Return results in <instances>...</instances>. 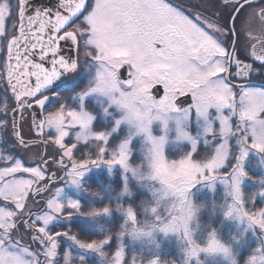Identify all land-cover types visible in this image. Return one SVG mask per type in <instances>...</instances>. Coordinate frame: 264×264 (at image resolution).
I'll return each mask as SVG.
<instances>
[{
  "label": "snow or ice",
  "instance_id": "obj_1",
  "mask_svg": "<svg viewBox=\"0 0 264 264\" xmlns=\"http://www.w3.org/2000/svg\"><path fill=\"white\" fill-rule=\"evenodd\" d=\"M188 9L170 0H59L53 11L32 9L30 0H0V143L32 150L39 141L56 149L29 156L26 166L20 153L0 148V264H88L87 254L105 258L114 238L108 264H136L127 260L123 238L157 232L182 235L188 244L182 264H203L201 254L239 264L215 228L204 244L191 228L198 214L193 190L214 191L218 182L230 201L225 218L264 233V188L246 194L242 187L254 179L245 169L249 155L264 162V87L253 83L264 71L256 67L264 65V0H193ZM62 42H70L75 57L62 54ZM81 52L88 85L75 91L76 82L68 84L73 104L59 94L54 101L51 86L77 72ZM89 96L105 97L102 112L112 117L111 127H94ZM182 97H190L186 106ZM122 127L127 134L113 139ZM170 145L179 158L169 155ZM101 166L109 173L122 169L120 196L132 195L129 174L149 182L154 204L144 211L151 219L141 223L133 206L117 203L124 216L117 233L85 239L71 226L53 229L75 216H112L110 202L84 210L79 200L64 199L59 186L87 191L84 177ZM65 239L83 254L61 251ZM149 264L168 262L157 257ZM244 264H264V240Z\"/></svg>",
  "mask_w": 264,
  "mask_h": 264
},
{
  "label": "rangeland",
  "instance_id": "obj_2",
  "mask_svg": "<svg viewBox=\"0 0 264 264\" xmlns=\"http://www.w3.org/2000/svg\"><path fill=\"white\" fill-rule=\"evenodd\" d=\"M79 58H80L81 67L77 70V72L72 73L70 76H68L67 79H61V80H64L63 82L65 83L75 81L77 87H80V89H82L88 85L91 73L84 68L86 57L84 56L83 52L79 54ZM125 72H126L125 69L121 70L122 78H127V73L125 74ZM2 95H3V88H0V96ZM73 103H74V97H72V104ZM105 103H107V101L103 96H89L86 100V106L88 107V109L92 112L94 110L93 114H95L96 116V119L94 121V127L96 129L97 127H99L98 130H105L111 127L112 125V117L106 116L102 112V105ZM113 111L115 112V109H113ZM116 114L118 115V113ZM27 116L28 113H24V117ZM24 130L25 132L27 131V124H25ZM192 130L194 132L197 130V125L195 122H193L192 124ZM127 132L128 129L126 127H122L120 134L114 136L113 139H117L119 138V135L127 134ZM71 140L72 137L70 135L68 138H66V143ZM141 140L142 137H137L136 140L134 141V145L139 147L141 144ZM202 147L205 148L203 144H201V148ZM0 148L6 149L7 152L11 153L12 155H17V153H20L21 157L25 160L26 166L31 164V161L28 159L29 156L33 154L41 153L40 145H35L34 149L32 150H21L7 140H5V142L3 143H0ZM173 148H175V146L170 145L169 152L173 154L172 158H179V149H173ZM46 150L49 154H54L56 151V149L51 146H49L48 149ZM141 158L142 157L140 151L135 152L132 157L133 161H137V162ZM245 169L246 171L249 172V175L254 178V179H245L242 187L245 190L246 194L258 192L259 190L264 188V185H261L259 183V180L261 178H264V162H262V158L257 153L252 152L249 155L248 160L245 163ZM100 171L104 172L105 175L108 176L107 177L108 182H110L112 186L114 183L119 181L120 184L122 185L121 186L122 189L124 180L122 177V169H120L119 166H117V168L114 170L113 173H109L108 169L104 166H101L100 168H93L84 177L83 189L85 186V181L87 184L88 183L87 180L90 178V176L91 175L96 176ZM132 185L138 186L141 192H146L149 195L150 203L149 202L141 203V205L139 206L140 207L139 212L141 217L140 219L139 218L138 219L141 223H144L145 221L151 219L150 213H146L144 211V208L148 205L154 204L153 197L150 191L148 190V187L150 185L149 182L146 180L143 183H141L129 174V188L132 193L131 196H128L127 194L124 196H120V192L122 190L116 193V191H114L113 188H107L106 190L104 189L103 192H99L102 198L93 196L87 193V191H83V190L77 191V189L71 185L64 186L62 182L59 184V186L64 187V196H63L64 199L74 198L79 200L81 203L82 200L89 201L90 204L89 208L99 205V203L102 204V202L104 201H107V203L109 202L111 203L114 209L111 217L100 216L95 219H91L86 217L75 216L71 219L82 222L85 228L92 231L93 233L100 235L106 234L110 230L109 228L110 226H112L111 223L115 220V215H117V217L120 216L121 220H123L124 223V216L120 212L115 211V205L117 203L125 204L126 200H132L134 198L135 193H133L132 191ZM156 187H159V185H156ZM191 199L194 206L198 209L197 217L191 223V228L195 233V239L199 241L201 244H204L208 237L207 235L204 236V239L198 237L201 231V224H204L200 218L203 205L204 208L206 206L210 207L211 212L214 214H215V209L219 205L222 206L220 214H222L223 216V223H222L223 226L221 228H218L217 232L220 238H222L225 242L233 246L238 261L240 255L247 253V251L249 252L250 250H252L254 246L255 248L259 247L261 241L264 240V233H262L258 228L256 229L249 228L247 222L241 223L237 219L225 218L223 213L227 204L230 201L229 198L226 196L225 187L223 184H220L218 182L215 186L214 191L212 188L206 185L197 186V188L194 189L191 194ZM164 203L167 204V201H165ZM257 206H260V204H258ZM211 217L212 219L215 218V216H211ZM67 222L69 221L61 220L54 223L52 227L54 229L55 227L65 225ZM61 242H65L64 249L71 251L75 257H78L79 255L83 254L82 251L79 250L76 246L72 245L70 241L65 239L62 240ZM123 245L126 252L127 260L130 259L131 261L133 258H135L136 264H149V261L157 257H159L161 262H168V264H170L171 261H175L176 264H182V261L185 259L184 249L188 247L187 242L183 239L181 234L165 235L159 232L155 233L153 237H143L141 239H133L130 235H128L125 238H123ZM108 247L110 246H107V248ZM105 252L107 253V256L105 258H101L98 253H94V252L88 253L87 254L88 260L89 259L95 260L97 264H108V260L111 259L113 253H111L110 255L107 249H105ZM200 260L203 261V264H231L230 260L225 259L221 255L209 256L207 254H201ZM193 264H196L195 260L193 261Z\"/></svg>",
  "mask_w": 264,
  "mask_h": 264
},
{
  "label": "trees",
  "instance_id": "obj_3",
  "mask_svg": "<svg viewBox=\"0 0 264 264\" xmlns=\"http://www.w3.org/2000/svg\"><path fill=\"white\" fill-rule=\"evenodd\" d=\"M67 79V78H65ZM64 80L58 81L57 83H55L53 89L49 92L48 95L51 96V98H53V100H56V96L55 94H59L60 97L65 98L69 104H72V93L67 91L68 88V84L71 83H65L63 82ZM77 90L75 89V91L80 90V87H76ZM56 105H50L48 107H55ZM94 112V110H93ZM99 127H97L98 130ZM205 148H201V151H204ZM169 155L172 156L173 154L171 152H169ZM108 176L105 175L104 172H99L96 176L91 175L90 178L87 180V184L85 181V186L84 189H87V193H91V192H103L104 189L106 190L107 188H113L114 191H116V193L120 192L121 189V184L120 182H116L113 184V186L111 185L110 182H108ZM132 191L133 193H135L134 198L132 200H126L124 206L127 207L128 205H131L135 208L138 218L140 219L141 215H140V205L141 203H146L149 202L150 203V199H149V195L146 192H141L139 190V187L136 185H132ZM86 193V194H87ZM91 196V195H90ZM92 197V196H91ZM93 199V198H92ZM82 204H83V208L84 210H87L90 207L89 201L86 200H82ZM105 204H107V201L102 202V204L99 203V205H96L94 207H103ZM222 209V206H218L215 209V214L211 212V208L206 206L204 208V205L202 206V211H201V221L204 224H201V231L198 237H200L201 239H204V236H208V233L215 228L218 231V228H221L223 225V216L222 214H220ZM211 216H215L214 219H212ZM123 224V220H121V217L117 215H115V220L111 223L112 226H110V230L112 233H117L119 231H121V225ZM72 227L73 230L77 231L80 233L81 238H85V239H93V238H103V236H105L106 234L100 235V234H96L93 233L92 231L88 230L87 228L84 227V225L82 224V222L78 221V220H71L69 222H67L65 225L62 226H58L55 227V230H67V228ZM110 247L107 248L108 253L111 255V253L114 252V250L112 248L116 247V239H113L112 244L109 245ZM65 242H61V251H64L65 249ZM255 249V246L252 248V250ZM252 250H250L249 252L247 251V253L242 254L239 256V264H244L246 258L252 253ZM129 258V257H128ZM128 261H130V259H128ZM88 264H97V262L95 260H88Z\"/></svg>",
  "mask_w": 264,
  "mask_h": 264
},
{
  "label": "water",
  "instance_id": "obj_4",
  "mask_svg": "<svg viewBox=\"0 0 264 264\" xmlns=\"http://www.w3.org/2000/svg\"><path fill=\"white\" fill-rule=\"evenodd\" d=\"M58 2L59 0H30V6L32 9L35 8H47V9H52L53 11L56 10V8L58 7ZM62 54L67 56H76V52L73 50L72 45L70 44V42H62ZM126 74V72H125ZM70 74H68L67 76H69ZM67 76H62L59 80H57L55 83H57L58 81H60L61 79H63L64 77ZM55 83L51 86V89L49 90V92L53 89ZM258 86H264L263 84L258 85ZM181 100L184 102L185 106L190 102V97H182ZM34 127V126H33ZM29 143H33L32 140H29ZM36 145H40L39 141H36ZM41 146V153L44 152L47 149V146Z\"/></svg>",
  "mask_w": 264,
  "mask_h": 264
},
{
  "label": "flooded vegetation",
  "instance_id": "obj_5",
  "mask_svg": "<svg viewBox=\"0 0 264 264\" xmlns=\"http://www.w3.org/2000/svg\"><path fill=\"white\" fill-rule=\"evenodd\" d=\"M89 2H90V0H89ZM170 2L173 3L174 5H179V6L183 7L187 11V10H189L188 5L191 2H193V0H170ZM248 62H252L251 58H249ZM256 67L264 69V65L256 64ZM253 83L255 85L264 84V71H261L258 75L254 76Z\"/></svg>",
  "mask_w": 264,
  "mask_h": 264
}]
</instances>
